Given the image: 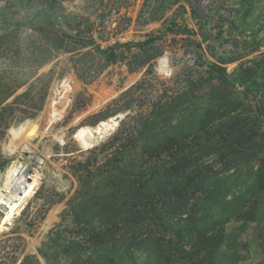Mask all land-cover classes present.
Here are the masks:
<instances>
[{
    "label": "rangeland",
    "instance_id": "rangeland-1",
    "mask_svg": "<svg viewBox=\"0 0 264 264\" xmlns=\"http://www.w3.org/2000/svg\"><path fill=\"white\" fill-rule=\"evenodd\" d=\"M15 161L0 264H264V0H0V188Z\"/></svg>",
    "mask_w": 264,
    "mask_h": 264
},
{
    "label": "bare ground",
    "instance_id": "bare-ground-1",
    "mask_svg": "<svg viewBox=\"0 0 264 264\" xmlns=\"http://www.w3.org/2000/svg\"><path fill=\"white\" fill-rule=\"evenodd\" d=\"M167 62L168 59L166 56L160 59V64L162 67H166L168 64ZM59 114L60 111H54V117L59 116ZM117 118L118 117H111L108 120L100 121L95 127H80L75 134V138L80 142L82 147L89 148L93 145L96 136L101 137L103 134L114 129V127L118 124ZM11 131L15 139H18L21 142H24L26 145H29L39 135V124L35 121H26L21 123L18 127L12 128ZM14 147H17V145ZM29 147L30 146H28L27 149H29ZM21 167L23 168L22 162L20 163V161H15L9 166L6 173L4 174L3 185L0 188V195L3 196L2 202L8 208L9 212L1 219L0 229L4 227L5 223H11L13 219V212L18 208V206L22 204L26 196L35 192L36 188H38V174L28 173L22 177V182L19 181L14 184V178L18 172V169ZM3 191H11V194L7 195V198H4L6 193H3Z\"/></svg>",
    "mask_w": 264,
    "mask_h": 264
},
{
    "label": "trees",
    "instance_id": "trees-1",
    "mask_svg": "<svg viewBox=\"0 0 264 264\" xmlns=\"http://www.w3.org/2000/svg\"><path fill=\"white\" fill-rule=\"evenodd\" d=\"M51 8H55V4H53V5L51 6ZM42 14H43V18H42V23H43V24L53 23V22L57 21V18H56V17L54 18L53 14L49 11V9H45V10H43ZM98 48H99V47H98ZM101 51H102V53H105V52H106V50H101ZM221 72L226 73V71H224V70H221ZM175 249L177 250L178 248L176 247ZM180 254H181V256H182L183 251L179 249V250H177L176 252H174V253L171 254V255L175 258L176 256L180 257ZM162 258H163V257H161V259H162ZM186 258H188V257H186ZM169 259L171 260L170 257H169ZM178 259H179V258H178ZM184 259H185V257H184ZM188 259H189V258H188ZM163 263L165 264L166 261H164Z\"/></svg>",
    "mask_w": 264,
    "mask_h": 264
},
{
    "label": "built area",
    "instance_id": "built-area-1",
    "mask_svg": "<svg viewBox=\"0 0 264 264\" xmlns=\"http://www.w3.org/2000/svg\"><path fill=\"white\" fill-rule=\"evenodd\" d=\"M27 173H30V172H27ZM30 174H32V173H30ZM18 175H19V172L16 174V176H15V178H14V184H15L18 180L21 181V177L24 176V175H22L20 178H18ZM21 182H22V181H21ZM10 194H11V192H9L8 195H10ZM5 198H7V195L5 196ZM4 206H5L4 203H0V211H1V208L4 207ZM5 207H6V206H5ZM6 208H7V207H6ZM7 210H8V208H7Z\"/></svg>",
    "mask_w": 264,
    "mask_h": 264
}]
</instances>
